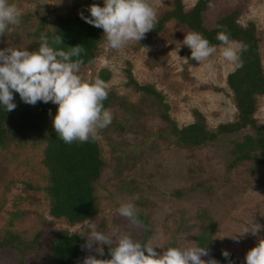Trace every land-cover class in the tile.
I'll return each mask as SVG.
<instances>
[{"label":"rangeland","instance_id":"rangeland-1","mask_svg":"<svg viewBox=\"0 0 264 264\" xmlns=\"http://www.w3.org/2000/svg\"><path fill=\"white\" fill-rule=\"evenodd\" d=\"M9 2L23 15L18 26H10L11 30L0 36V49L28 48L27 35L36 28L42 14L71 15L82 10L88 12V6L93 3L103 6V0ZM150 2L157 19L171 5V0ZM195 2L183 0L185 9ZM237 8L241 10L240 25L251 22L257 27L264 67V0H213L203 15L204 25L214 28L220 17ZM173 27L172 23L168 24L167 33L144 46L147 52L143 47L133 50L136 42L113 50L102 35L98 58L91 67L79 70L85 80H94L99 78L101 71H108L109 93L117 97L110 108L112 123L96 138L105 167L95 184L100 212L92 220L98 231L112 235L114 240L125 233L138 238L141 229L117 212L121 203L131 202L137 212L149 218L153 231L149 242L159 245L162 249L155 250L161 253L171 244L182 248L196 246V237L206 224L197 214L206 211L218 230L213 237L214 244L230 253L231 264H245L246 252L258 239H264V228L258 236L244 234L251 230L250 220L264 226V167L253 170L249 162H244L230 174L227 172L232 160L231 142L240 140L245 132L224 136L214 144L197 149L181 148L159 140L144 145L149 134L166 129V125L159 118L156 103L127 86L126 62L132 64L133 76L139 84L152 85L164 96L170 107V117L179 126L193 121V110L203 114L210 128L232 122L236 116L226 83L233 68L221 59L219 49L222 46L217 47L209 61L188 64L184 59L189 50L183 46L184 35L188 32L184 29L173 31ZM208 63L211 68L206 67ZM255 119L264 125V95L257 100ZM116 124L123 128L122 132ZM44 145L42 135L37 134L34 140L13 141L0 148V232L9 229L27 241L35 235L39 238L36 247L22 256L15 250H1L0 264H54L49 259L48 245L59 231L78 235L89 233L87 222L70 226L49 215L43 191L47 174L42 165ZM198 184L201 187L197 188ZM19 211L23 216L9 227L12 214ZM234 234L241 235L239 242L227 238ZM81 237L85 243V237ZM101 247L105 250L108 246ZM87 255L101 259L94 251L84 250L83 258ZM219 264L229 262L219 261Z\"/></svg>","mask_w":264,"mask_h":264},{"label":"trees","instance_id":"trees-1","mask_svg":"<svg viewBox=\"0 0 264 264\" xmlns=\"http://www.w3.org/2000/svg\"><path fill=\"white\" fill-rule=\"evenodd\" d=\"M213 0H196L194 5L185 9L183 0H171L170 9L165 11L157 20L153 31L146 34L145 38L132 46L133 50L141 49L155 37L167 33V25H174L173 31L184 29L187 32L201 33L216 47L222 46L216 39L217 33L225 26L232 42L247 45V50L241 53L243 67L232 71L227 76V87L230 90L236 110L235 119L232 122L222 123L215 128H210L205 117L198 110H193V121L185 126H179L170 117L169 104L164 96L152 85L139 84L132 72V64L126 62L124 73L126 84L151 98L158 106L159 118L165 123L166 129L154 134H149L144 144L152 140L169 141L181 148L197 149L205 145H211L222 137L245 132L239 140L231 142V163L227 172L240 163L249 162L253 170L264 167V125L258 124L255 119L257 100L264 95V67L261 57V39L254 23L246 26L239 24L240 9L237 8L220 17L214 28L208 29L204 25L203 15ZM90 16L87 11H78L71 15L42 14L34 30L27 35L28 50H37L40 44L41 33L49 38L54 34L62 37V45H53L58 49L67 51L68 47L83 45L84 52L80 59L83 63L80 69L91 67L98 58L100 51L102 29L93 27L81 19V15ZM187 53L188 64L190 49ZM108 71H101L99 78L105 82L109 79ZM16 108L5 112L0 105V148L6 147L10 142H27L34 140L37 134L44 139L42 165L46 170V185L43 188L48 201L49 215L58 221H65L70 226L82 224L97 217L100 212L99 199L96 194L95 184L100 180L105 167L101 156V149L96 139L87 142H73L65 144L55 133L52 126V118L56 114V105L49 102H37L35 105L24 103L17 93H13ZM117 97L109 93L104 101L105 108L110 109ZM118 131L123 128L115 125ZM201 184L197 185V188ZM38 190V188H37ZM23 214L19 211L13 213L9 227L13 221L21 219ZM139 219L143 222L141 234L134 240L141 243H149L153 231L147 216L138 212ZM198 219L206 222L205 226L196 237V246L204 247L210 251L217 261L230 262L222 256L221 250L213 242L217 227L206 211L197 214ZM38 235L27 241L19 234L9 229L0 232V251L3 249L15 250L20 256L33 250L38 242ZM83 238L67 230L59 231L48 245L49 259L54 264H80L84 249ZM173 244L168 247H172ZM167 247V248H168ZM101 259L110 258L108 247L104 250Z\"/></svg>","mask_w":264,"mask_h":264},{"label":"clouds","instance_id":"clouds-1","mask_svg":"<svg viewBox=\"0 0 264 264\" xmlns=\"http://www.w3.org/2000/svg\"><path fill=\"white\" fill-rule=\"evenodd\" d=\"M87 10L90 16L81 13V19L102 29L107 46L113 50H120L130 42L139 43L158 23L156 10L150 0H103V6L93 3ZM22 15L15 4L0 0V36L10 31V26H18ZM219 27L223 29L216 36L222 45L219 49L221 59L229 63L233 71L242 68L241 53L247 50V45L242 42L235 45L227 28ZM62 43L59 34L49 38L47 34L41 33L37 50H28L27 47L0 49V105L5 112L13 111L16 108L13 93H17L29 105L51 102L57 106L52 118L55 133L65 144L77 141L83 143L98 138L99 132L112 123L113 113L104 106L110 86L100 78L83 79L79 75L83 63L80 59L84 52L83 45L68 47L67 51L53 47ZM183 46L190 49V59L198 64L209 61L217 52V47L196 31L184 35ZM143 48L145 52L148 51L147 47ZM184 60L188 61L187 58ZM206 67L211 68V63L206 64ZM117 212L131 225L143 227L133 203H121ZM87 223L89 233L80 234L85 237L82 249L94 251L103 257L105 253L101 246L107 245L110 258L99 259L87 255L82 264H219V261L209 256L206 246L168 247L158 253L155 249L161 247L157 244L141 243L127 233L114 240L112 235L98 231L93 220ZM250 223L251 230H246L244 234L258 236L264 226L252 220ZM227 238L239 242L241 235L234 234ZM221 254L225 259L230 256L227 250H222ZM202 257L209 258L205 260ZM244 262L264 264V239H258L257 244L246 252Z\"/></svg>","mask_w":264,"mask_h":264}]
</instances>
